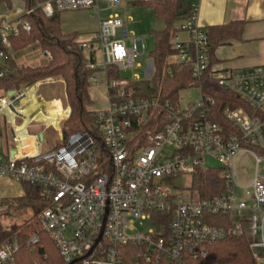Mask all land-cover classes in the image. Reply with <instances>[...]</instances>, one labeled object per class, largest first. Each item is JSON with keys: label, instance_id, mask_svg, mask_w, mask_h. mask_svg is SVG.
<instances>
[{"label": "built area", "instance_id": "obj_1", "mask_svg": "<svg viewBox=\"0 0 264 264\" xmlns=\"http://www.w3.org/2000/svg\"><path fill=\"white\" fill-rule=\"evenodd\" d=\"M123 0H48L38 6L47 17L73 10L95 9L96 32L79 42L91 71L90 87L106 89L108 106L92 111L100 139L89 134L73 135L65 146L45 150L43 124L62 132L71 116L65 94L45 99L40 88L53 79L2 92L0 120L8 126L12 147L0 152V179L28 182L43 187L50 204L40 215L47 233L65 264H126L128 247L137 249L136 260L152 263L188 264L206 258L217 241L247 239L256 264L264 260V66L245 70L217 69L208 56L207 32L199 25L198 8L173 39L178 55L172 64H192L197 81L209 74L219 86L243 101L247 108L227 109L228 126L213 120L215 101L205 97L186 106L137 97L136 84L154 73L149 60L146 79L122 73L139 68L145 55L142 39H133L117 16L101 19L103 11L117 9ZM152 2L155 0H139ZM101 2L106 7L101 8ZM31 15L34 9L24 11ZM20 15V16H21ZM21 21L0 25V78L4 65L14 58L11 37L20 34ZM26 33L29 24L23 25ZM187 32L189 43L178 34ZM120 33V35H119ZM42 54L48 59L49 52ZM171 71V68L169 69ZM65 93V92H64ZM56 125L58 128H56ZM170 147L169 154H164ZM257 163L253 179L239 184L235 164L245 149ZM14 152V155L11 153ZM220 170L225 192L209 198L192 190L164 187V180L193 177L200 170ZM218 219V225L213 222ZM101 240L98 242L99 238ZM98 242V243H97ZM38 243L33 236L27 245ZM17 241L0 247V264H15Z\"/></svg>", "mask_w": 264, "mask_h": 264}, {"label": "trees", "instance_id": "obj_2", "mask_svg": "<svg viewBox=\"0 0 264 264\" xmlns=\"http://www.w3.org/2000/svg\"><path fill=\"white\" fill-rule=\"evenodd\" d=\"M12 0H0L11 3ZM26 11L34 9V13L19 17L21 21L20 34L11 37L15 53L26 50L38 44L43 51L49 52L51 58L45 65H20L13 57H9L4 65L5 76L0 78V92L17 90L24 85L48 79L61 78L65 85V94L71 107V116L63 124L61 143L56 149L65 146L75 134H89L100 139L95 127L94 114L90 110L93 101L89 95V79L91 71L87 69V60L79 49V36L76 33L64 34L60 29V13L47 17L40 4L48 0H21ZM134 5H146L155 14L157 20L165 24L163 31L153 32L155 49L149 54L153 62L154 73L150 80L136 84L137 97H155L162 102L179 103L181 93L191 88L201 87L205 97L215 101L213 108L214 122L228 126L224 112L227 109L247 108V105L233 94L223 90L219 84L205 74L201 80L193 78L192 64H172L171 58L178 55L173 39L179 32L180 23L189 16V8L183 0H155L152 2L136 1ZM3 20H0V25ZM29 24L31 32L26 33L23 25ZM243 23L234 22L224 26L208 29V56L211 65L215 63V50L231 38H238L242 33ZM171 68V71L169 69ZM264 122V113L259 114ZM264 153V152H263ZM24 196L17 199H5L0 206L7 212L16 214L26 210L32 212L31 218L23 224L6 227L0 219V247L7 242L17 241L19 249L15 255V264H65L50 236L42 230L40 215L50 206L42 196L43 187L22 182ZM192 190L197 191L202 198H209L225 192L221 172L217 169L200 170L193 177ZM218 219L213 222L218 225ZM38 236V243L27 245L33 237ZM137 249L128 247L125 257L126 264H148L136 260ZM152 264H170L166 262ZM188 264H256L247 239L236 237L217 241L209 249L208 256L199 260H190Z\"/></svg>", "mask_w": 264, "mask_h": 264}, {"label": "rangeland", "instance_id": "obj_3", "mask_svg": "<svg viewBox=\"0 0 264 264\" xmlns=\"http://www.w3.org/2000/svg\"><path fill=\"white\" fill-rule=\"evenodd\" d=\"M101 8L106 7L104 3L101 2ZM112 14L118 15V18L128 22L127 31L129 33L130 44L133 39H142L146 51L143 57L137 59V63L141 66L131 71H125L122 73L123 78L132 79L133 74L139 76V79L143 80L148 78L147 70L149 67V54L155 49V38L153 32L163 31L165 29V24L156 19L154 12L146 5H134L130 2L122 3V5L117 9H112L109 11H103L101 13L102 19H107L108 16ZM98 17L95 9L90 10H73L65 11L60 13V29L64 34L76 33L79 38H87L91 32L96 31ZM120 35V33H119ZM29 48V47H28ZM22 52V51H20ZM28 56L33 64H47L48 58L44 57L40 46H33L30 51L26 50L20 54H17L16 58L21 63L23 56ZM28 65V64H20ZM37 66V65H30ZM65 85L61 78H54L53 82L44 84L40 88V93L45 99H51L54 94L59 95V97L64 99L65 96ZM89 95L93 101L90 110L100 111L104 110L108 106V101L106 97V89L101 86L100 88L90 87ZM4 94L0 92V98ZM181 99H183V105L186 106L192 102H197L200 99V90L198 88H191L185 90L181 93ZM31 131L37 133L41 131L44 135L46 144L45 150L49 151L55 148L61 143L62 134L60 131L55 130L53 127H48L43 124H38L31 128ZM12 147V138L10 130L7 125L0 120V152L6 151L8 148ZM171 148L165 149L164 154H169ZM252 150L246 148L243 153H241L235 164L236 179L239 184H246L250 179H252L256 173L257 163L255 157L252 155ZM259 176L264 181V163L259 166ZM164 187H178L180 190L187 192L192 187V177L190 176H178L171 179L164 180L162 183ZM32 216L30 210L19 212L16 214L5 213L1 216L3 224L6 227H10L14 224H23L28 221ZM40 219V218H39ZM41 222V220H40ZM261 264H264V260Z\"/></svg>", "mask_w": 264, "mask_h": 264}, {"label": "crops", "instance_id": "obj_4", "mask_svg": "<svg viewBox=\"0 0 264 264\" xmlns=\"http://www.w3.org/2000/svg\"><path fill=\"white\" fill-rule=\"evenodd\" d=\"M136 1L138 0H123L122 3L126 4L130 2L134 4ZM183 1L189 9L192 6H197L198 22L205 31L211 27L224 26L234 22L243 23L240 37L226 40L217 47L214 54L215 63L212 66L217 69L229 70H245L264 66V0ZM24 11H26V7L21 0H12L11 3L0 2V20L15 21ZM110 16L118 17L117 14H110L108 18ZM122 21L128 26V22ZM94 32H91L88 36L92 35ZM178 36L183 43H189L190 37L187 32H180ZM84 38L85 37H83V39ZM81 39L82 38H79V42ZM35 45L38 46V44ZM33 46H30L26 50L30 51ZM22 52L14 54V59L18 64L39 65L33 64L34 62H31V59L26 55L22 57L23 60H21L20 63L16 55ZM252 179H250V181ZM250 181H248V183ZM23 196L24 190L20 182L0 179V202L5 199L22 198ZM6 212V207L0 206V217L5 215Z\"/></svg>", "mask_w": 264, "mask_h": 264}, {"label": "water", "instance_id": "obj_5", "mask_svg": "<svg viewBox=\"0 0 264 264\" xmlns=\"http://www.w3.org/2000/svg\"><path fill=\"white\" fill-rule=\"evenodd\" d=\"M56 128H58V126L56 125ZM12 155H14V152L11 153ZM101 240V237L99 238L98 242ZM97 242V243H98Z\"/></svg>", "mask_w": 264, "mask_h": 264}]
</instances>
